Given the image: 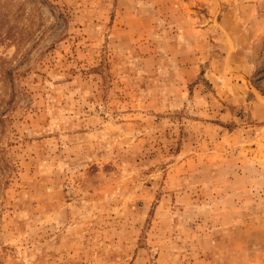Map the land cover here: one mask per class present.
I'll use <instances>...</instances> for the list:
<instances>
[{
	"label": "rangeland",
	"instance_id": "374dc122",
	"mask_svg": "<svg viewBox=\"0 0 264 264\" xmlns=\"http://www.w3.org/2000/svg\"><path fill=\"white\" fill-rule=\"evenodd\" d=\"M0 264H264V0H0Z\"/></svg>",
	"mask_w": 264,
	"mask_h": 264
}]
</instances>
